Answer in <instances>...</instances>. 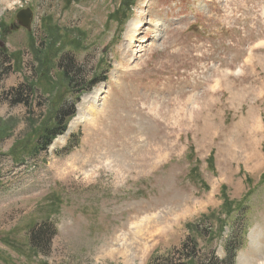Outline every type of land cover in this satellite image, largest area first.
I'll return each mask as SVG.
<instances>
[{
    "label": "rangeland",
    "instance_id": "obj_1",
    "mask_svg": "<svg viewBox=\"0 0 264 264\" xmlns=\"http://www.w3.org/2000/svg\"><path fill=\"white\" fill-rule=\"evenodd\" d=\"M0 40V264H149L188 235L264 264V0H0ZM63 54L107 80L72 90Z\"/></svg>",
    "mask_w": 264,
    "mask_h": 264
},
{
    "label": "trees",
    "instance_id": "obj_2",
    "mask_svg": "<svg viewBox=\"0 0 264 264\" xmlns=\"http://www.w3.org/2000/svg\"><path fill=\"white\" fill-rule=\"evenodd\" d=\"M65 58H67V56L63 54L58 64L72 90L80 86L78 93H81L107 80V77H100V75H93L88 80L82 79L78 69L75 70L73 67L75 62L73 60H67L69 63L66 65V63L64 64ZM77 77H79V80ZM17 102L24 103L26 100L19 99ZM75 103L76 102H73L68 109H65L66 107H63V102L56 111L54 115V125L47 128L37 142V147L40 148V150L48 148L58 135L65 133L70 118L75 115ZM56 230L55 224L50 223L49 219L34 224L28 230V243L30 247L38 253L47 254L56 235ZM240 245L241 244L236 245L233 241L227 242L224 247L225 255L224 257H220L217 255L214 248L207 249V251L203 252L196 238L192 235H188L180 246L173 247L164 254L152 256L149 264H237L236 256L238 249L241 247Z\"/></svg>",
    "mask_w": 264,
    "mask_h": 264
},
{
    "label": "water",
    "instance_id": "obj_3",
    "mask_svg": "<svg viewBox=\"0 0 264 264\" xmlns=\"http://www.w3.org/2000/svg\"><path fill=\"white\" fill-rule=\"evenodd\" d=\"M16 17L19 25H22L27 29H31L32 21L34 17V12L31 8L28 7L25 9H21L20 11H18ZM0 45L1 46L5 45V42L0 40Z\"/></svg>",
    "mask_w": 264,
    "mask_h": 264
},
{
    "label": "bare ground",
    "instance_id": "obj_4",
    "mask_svg": "<svg viewBox=\"0 0 264 264\" xmlns=\"http://www.w3.org/2000/svg\"><path fill=\"white\" fill-rule=\"evenodd\" d=\"M249 260H251V258ZM253 261L252 262L251 261H248L246 264H257L256 261L255 262H253Z\"/></svg>",
    "mask_w": 264,
    "mask_h": 264
}]
</instances>
